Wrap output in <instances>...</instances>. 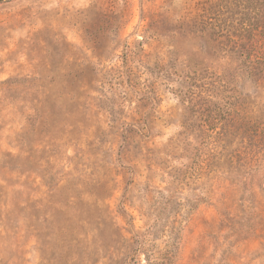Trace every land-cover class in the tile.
<instances>
[{
  "label": "rangeland",
  "instance_id": "rangeland-1",
  "mask_svg": "<svg viewBox=\"0 0 264 264\" xmlns=\"http://www.w3.org/2000/svg\"><path fill=\"white\" fill-rule=\"evenodd\" d=\"M0 264H264V0H0Z\"/></svg>",
  "mask_w": 264,
  "mask_h": 264
},
{
  "label": "trees",
  "instance_id": "trees-1",
  "mask_svg": "<svg viewBox=\"0 0 264 264\" xmlns=\"http://www.w3.org/2000/svg\"><path fill=\"white\" fill-rule=\"evenodd\" d=\"M11 156L14 157L15 155L11 154ZM33 227H34V229H37V227L35 225H33ZM139 251H140V248H136V251L134 253L137 254Z\"/></svg>",
  "mask_w": 264,
  "mask_h": 264
}]
</instances>
